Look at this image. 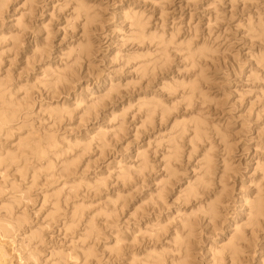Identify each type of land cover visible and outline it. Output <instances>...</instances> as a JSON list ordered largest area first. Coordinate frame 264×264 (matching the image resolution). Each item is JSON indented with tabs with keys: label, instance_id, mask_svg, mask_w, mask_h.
<instances>
[{
	"label": "rangeland",
	"instance_id": "374dc122",
	"mask_svg": "<svg viewBox=\"0 0 264 264\" xmlns=\"http://www.w3.org/2000/svg\"><path fill=\"white\" fill-rule=\"evenodd\" d=\"M0 90V264H264V0H0Z\"/></svg>",
	"mask_w": 264,
	"mask_h": 264
},
{
	"label": "bare ground",
	"instance_id": "6f19581e",
	"mask_svg": "<svg viewBox=\"0 0 264 264\" xmlns=\"http://www.w3.org/2000/svg\"><path fill=\"white\" fill-rule=\"evenodd\" d=\"M79 4H81V3H79ZM78 3H77V6L79 5ZM82 5V4H81ZM81 5H79L80 7H81ZM79 6H78V8H79ZM82 8H84V6L82 7ZM82 8H80L81 10H82ZM76 9H77V7H76ZM80 9H77V10H79L80 11ZM85 9V8H84ZM85 11H86V9H85ZM84 10L82 11V12H85ZM87 12V11H86ZM85 12V14L87 15L88 13H86ZM85 17H87V19H89L88 17V15L87 16H85ZM141 30V29H140ZM141 32H142V30H141ZM86 46H83L82 48V50H85L86 48H85ZM87 50V49H86ZM196 51V50H195ZM191 52V53H196V55H197V58H199L200 56H199V54H197V52L199 53V52H202L200 49H198L197 50V52ZM190 53V55H192ZM201 54V53H200ZM203 54V53H202ZM201 54V55H202ZM194 57V55H192V58ZM195 82V81H194ZM198 81H196L195 82V86L197 85L196 83H197ZM199 84V83H198ZM190 85H191V87H194L193 86V83L192 84H189V86H188V89L190 90V94H192L194 91H196V88H193V90H192V88L190 89ZM199 86V85H198ZM200 87V86H199ZM198 89V88H197ZM193 91V92H192ZM199 91V90H198ZM0 92H1V90H0ZM1 96V95H0ZM1 98V97H0ZM152 103V102H151ZM155 105H157L156 103H154ZM159 104V103H158ZM150 106V108H152V107H155V109H156V107H159L158 105L157 106H154L153 104L151 105H149ZM152 106V107H151ZM163 109H164V107L163 106H161ZM149 108V107H148ZM5 109H7V108H4L3 110L4 111H0V123H2V124H4V123H7L9 120L8 119H10V118H8L7 117V111H10L11 112V110H5ZM154 108H152V110H153ZM160 109V108H159ZM158 109V110H159ZM147 110H149V109H147ZM161 110V109H160ZM164 110H166V109H164ZM163 110V111H164ZM156 111V110H155ZM162 111V110H161ZM160 111V112H161ZM167 111V110H166ZM165 111V112H166ZM10 112H8L9 114H12V113H10ZM12 112H14V111H12ZM147 113H149L150 115L151 114H153L154 113V110L152 111V112H146V114ZM9 114H8V116H9ZM163 115L164 114V112L163 113H160V115ZM13 115V114H12ZM150 115L148 116V114H147V117H150ZM10 117V116H9ZM8 118V119H7ZM200 123V122H199ZM199 123L196 121V122H194L193 124V126H194V130H192L193 131V135L195 136L194 138H198V137H201V134L200 133H202V131H200V126H201V123H200V126H199ZM1 126V125H0ZM3 126V125H2ZM202 128V127H201ZM193 129V128H192ZM200 135V136H199ZM48 139V138H47ZM48 141V140H47ZM35 147V146H34ZM44 148H47V146L45 147L44 146ZM43 148V146L41 147V146H36L35 148H34V150L33 151H35V153H37V155L39 156V155H42V156H44L45 155V153H46V149H44ZM173 148H174V151H173ZM173 148H172V151H173V153L175 152V146H174V144H173ZM32 149V148H31ZM29 151H32V150H29ZM33 151H32V153H33ZM31 153V152H30ZM172 153V154H173ZM175 154V156H176V152L174 153ZM173 154V155H174ZM36 155V157H38ZM10 156V155H9ZM14 157V155H12L11 156V158H9L8 157V159H11V161L14 159L13 158ZM40 157V156H39ZM13 158V159H12ZM42 158V157H41ZM206 158L209 160V158H208V156H206ZM207 159H205L204 160V165H205V167L208 165V163L210 162H208V160ZM1 161H3V160H1L0 159V163H2ZM207 161V162H206ZM207 169V168H206ZM205 169V171H204V174H205V172L207 173V171L208 170H206ZM203 178L201 177V179H200V181H197L198 183H201V180H202ZM199 180V179H198ZM198 183H197V186H200V185H198ZM196 186V188L194 187V186H188L187 187V195L189 196H191L192 194L194 195L195 193H196V189L198 188ZM202 186V185H201ZM219 196H220V194H219ZM219 196H218V198H219ZM218 198H212V200H210L209 201V203L207 202V207L205 208L206 210V212H207V214L209 213L210 215L209 216H211L212 218L213 217H216L217 216V210H218V206L219 205H221V202L220 201H218ZM220 202V204H218ZM249 216L250 217H252V219H250L252 222H253V220L255 221V222H257L259 219H258V217L260 218V217H262V215L264 214V203L262 202V199H260V197H257V198H254L252 201H251V203H250V205H249ZM258 219V220H257ZM257 220V221H256ZM186 227H187V229L190 227L189 226V224H188V226L187 225H185ZM184 226V227H185ZM2 227V230H3V232H5V230H6V227L5 226H1ZM185 227V228H186ZM190 229V228H189ZM188 229V231H190ZM238 228L235 226L234 227V234H232L231 236H230V238H229V240H228V242H227V244L224 246V247H226V250L228 249L229 251H230V257H235V255L236 254H238V249L240 250V248H239V246L237 247L236 246V242L238 243V241H236L237 239H241V237H242V235L240 236V237H238L239 236V233H238ZM238 233V234H237ZM188 235H189V232H187V234H186V236L188 237ZM185 236V237H186ZM183 239H185V238H183ZM181 242V243H180ZM180 242H178V243H180L181 245H179V246H183L182 245V243H184V241H182V239L180 240ZM185 244V243H184ZM238 245V244H237ZM186 246V245H185ZM184 246V247H185ZM228 252V251H227ZM229 253V252H228ZM3 255H4V253H3V251L0 249V258H2L3 257ZM238 255H236V257H237ZM158 258V257H157ZM183 261H181V263H182ZM185 262V261H184ZM183 264V263H182ZM185 264V263H184Z\"/></svg>",
	"mask_w": 264,
	"mask_h": 264
}]
</instances>
